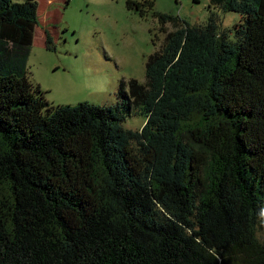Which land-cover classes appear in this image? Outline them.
I'll list each match as a JSON object with an SVG mask.
<instances>
[{"label": "trees", "instance_id": "trees-1", "mask_svg": "<svg viewBox=\"0 0 264 264\" xmlns=\"http://www.w3.org/2000/svg\"><path fill=\"white\" fill-rule=\"evenodd\" d=\"M209 4L153 13L164 40L114 104L53 105L28 68L39 0H0V264H264V0Z\"/></svg>", "mask_w": 264, "mask_h": 264}, {"label": "rangeland", "instance_id": "rangeland-1", "mask_svg": "<svg viewBox=\"0 0 264 264\" xmlns=\"http://www.w3.org/2000/svg\"><path fill=\"white\" fill-rule=\"evenodd\" d=\"M129 1L146 0H39L40 23L28 68L49 103L114 104L123 79L145 81L146 62L158 47L153 43L156 33L164 40L155 11L190 24L206 23L210 17L209 0H152L146 17L130 9ZM216 10L224 30L241 21L239 13ZM47 31L55 50L43 39ZM146 122L144 115L134 113L123 125L140 130Z\"/></svg>", "mask_w": 264, "mask_h": 264}, {"label": "crops", "instance_id": "crops-1", "mask_svg": "<svg viewBox=\"0 0 264 264\" xmlns=\"http://www.w3.org/2000/svg\"><path fill=\"white\" fill-rule=\"evenodd\" d=\"M44 36H45V38H44ZM43 39H44V41L46 40V35H43Z\"/></svg>", "mask_w": 264, "mask_h": 264}]
</instances>
